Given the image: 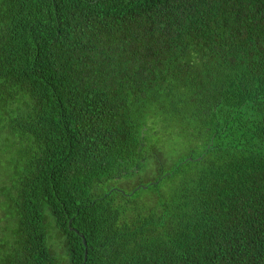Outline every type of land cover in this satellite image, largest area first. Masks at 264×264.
Wrapping results in <instances>:
<instances>
[{"label":"trees","instance_id":"1","mask_svg":"<svg viewBox=\"0 0 264 264\" xmlns=\"http://www.w3.org/2000/svg\"><path fill=\"white\" fill-rule=\"evenodd\" d=\"M81 263L264 264V0H0V264Z\"/></svg>","mask_w":264,"mask_h":264},{"label":"rangeland","instance_id":"2","mask_svg":"<svg viewBox=\"0 0 264 264\" xmlns=\"http://www.w3.org/2000/svg\"><path fill=\"white\" fill-rule=\"evenodd\" d=\"M151 176H152L151 173L148 175H140V180L146 182V181L150 180ZM117 185L121 186L125 191H127L129 189V185L123 184L122 181L117 182Z\"/></svg>","mask_w":264,"mask_h":264},{"label":"water","instance_id":"3","mask_svg":"<svg viewBox=\"0 0 264 264\" xmlns=\"http://www.w3.org/2000/svg\"><path fill=\"white\" fill-rule=\"evenodd\" d=\"M139 187L145 188L144 185H139L137 188H139ZM137 188H136V189H137ZM83 244H84V246H86V243H85V240H84V239H83ZM85 258H86V251H85V253H84V260H85ZM81 264H84V263H81Z\"/></svg>","mask_w":264,"mask_h":264}]
</instances>
